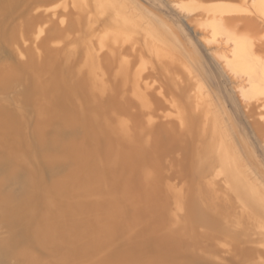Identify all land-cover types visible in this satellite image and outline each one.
<instances>
[{"label":"rangeland","instance_id":"obj_1","mask_svg":"<svg viewBox=\"0 0 264 264\" xmlns=\"http://www.w3.org/2000/svg\"><path fill=\"white\" fill-rule=\"evenodd\" d=\"M249 1L0 0V264H264Z\"/></svg>","mask_w":264,"mask_h":264},{"label":"bare ground","instance_id":"obj_2","mask_svg":"<svg viewBox=\"0 0 264 264\" xmlns=\"http://www.w3.org/2000/svg\"><path fill=\"white\" fill-rule=\"evenodd\" d=\"M252 1V0H251ZM251 1H249L251 3ZM248 2V3H249ZM253 2V1H252ZM258 2V1H257ZM256 2V3H257ZM262 2L264 3V0H262ZM259 0V5L260 6H256V10L255 9H250V11L252 13H255L253 16H258V14L260 13V15H262V17H264V4ZM254 3V2H253ZM258 4V3H257ZM251 8V7H250ZM258 12V13H257ZM262 13V14H261ZM240 14V13H239ZM247 14V13H245ZM230 18V17H229ZM232 18V17H231ZM251 18V16H250ZM252 19V18H251ZM263 20V19H262ZM114 21L117 23V25L122 29V28H128V26H130V19L129 17H127L125 14H121L118 17H116L114 19ZM264 23V22H263ZM229 35V34H228ZM232 35V34H231ZM230 37V35H229ZM257 37V36H256ZM228 39V38H227ZM234 40V39H232ZM237 40V39H236ZM241 43L239 42L236 44L235 47V56H234V60H232L233 62H237L242 65H245L248 61L247 56L242 54L239 49H241L242 51H245V46L241 48ZM244 45V44H243ZM240 54L242 55V57H240ZM230 61V60H229ZM92 65V64H91ZM250 67V65H249ZM94 71V68H92ZM93 73V72H92ZM92 76V75H90ZM259 78V81H261L262 79L264 80V75H258L257 73H253L252 75H250V80H254L255 78ZM93 78V77H92ZM260 98L257 97L255 101H259ZM255 103V102H254ZM83 121V120H82ZM223 149V148H222ZM210 152H212V155L215 157V159H219V160H224V159H228V157H224V151L220 152L219 150H214L212 151V147H210ZM206 157H208V155H206ZM202 158V157H201ZM205 160V158H204ZM208 160V158H207ZM209 163V161H207ZM212 162V161H211ZM205 163V162H204ZM203 162L202 160L198 161L197 164V169L200 170L202 166ZM230 164L228 169L231 173L232 176V181H233V185H234V191L236 192L237 196L239 198H244L246 201H248V203H250V205H252L253 208L257 209V210H262L264 212V196L262 195V193H260L258 190L253 189V188H247L244 187L243 185L240 184L238 175H237V170H236V164L230 160ZM238 169V167H237ZM147 174V173H145ZM149 174V173H148ZM147 174V175H148ZM149 177V176H148ZM147 177V178H148ZM144 181V180H143ZM90 188V187H89ZM151 190V189H150ZM88 191V190H87ZM153 191V190H152ZM99 219V218H98ZM109 230V229H108ZM182 231V230H181ZM182 234V233H181ZM170 236V235H169ZM80 239V238H78ZM82 241V240H81ZM76 245V244H74ZM84 246V245H83ZM108 246V245H107Z\"/></svg>","mask_w":264,"mask_h":264}]
</instances>
